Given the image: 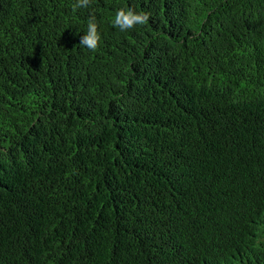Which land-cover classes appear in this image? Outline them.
Returning <instances> with one entry per match:
<instances>
[{
    "label": "trees",
    "instance_id": "1",
    "mask_svg": "<svg viewBox=\"0 0 264 264\" xmlns=\"http://www.w3.org/2000/svg\"><path fill=\"white\" fill-rule=\"evenodd\" d=\"M74 2L0 0V264H264V0Z\"/></svg>",
    "mask_w": 264,
    "mask_h": 264
},
{
    "label": "clouds",
    "instance_id": "2",
    "mask_svg": "<svg viewBox=\"0 0 264 264\" xmlns=\"http://www.w3.org/2000/svg\"><path fill=\"white\" fill-rule=\"evenodd\" d=\"M92 5V0H75L72 10L88 9ZM150 13L146 11H135L133 8H119L115 12L112 24L121 32L129 31L136 26L147 24ZM101 35L98 31L96 17L90 16L87 23V30L80 39V45L86 47L89 51L95 52L100 46Z\"/></svg>",
    "mask_w": 264,
    "mask_h": 264
}]
</instances>
